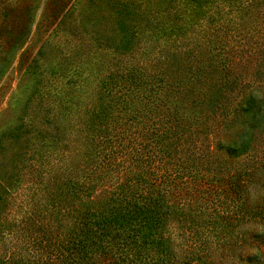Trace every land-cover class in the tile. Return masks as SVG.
Here are the masks:
<instances>
[{"label": "trees", "instance_id": "16d2710c", "mask_svg": "<svg viewBox=\"0 0 264 264\" xmlns=\"http://www.w3.org/2000/svg\"><path fill=\"white\" fill-rule=\"evenodd\" d=\"M205 14L185 12L169 32L148 34L132 62L105 66L93 51L87 89L71 102L47 98L54 116L31 165L44 201L24 224H0V235L25 237L23 252L0 264H227L225 251L264 264V227L250 239L238 231L250 212L264 218V203L248 209L243 199L253 171L227 167L262 153L264 0H221ZM3 24L0 47L17 50L27 16L7 8ZM224 188L230 240L217 233Z\"/></svg>", "mask_w": 264, "mask_h": 264}, {"label": "rangeland", "instance_id": "374dc122", "mask_svg": "<svg viewBox=\"0 0 264 264\" xmlns=\"http://www.w3.org/2000/svg\"><path fill=\"white\" fill-rule=\"evenodd\" d=\"M221 0H0V26L4 25V11L13 10L15 16H27L25 36L17 50L0 47V224H24L29 214L40 206L42 187H38L37 173L31 168L43 153L41 125L48 112L53 115L55 96H73L87 89L91 76L97 75V62L90 57L99 51V58L107 66L116 61L132 62L140 59L149 43L148 34L172 28V19L185 12L210 15ZM197 22V17L196 21ZM6 27V26H5ZM198 27L194 26L193 28ZM26 49L27 58L19 61ZM25 56V57H26ZM35 66H28L30 59ZM97 80V79H96ZM50 95V96H48ZM52 108V109H51ZM55 128V123H49ZM39 131V132H38ZM44 131V130H43ZM50 132V129H49ZM56 136V133L53 138ZM45 144L48 136L44 134ZM262 153L227 159L231 170L248 168L247 189L243 199L247 208L264 203V142ZM67 151V150H66ZM225 158V157H224ZM257 168V169H256ZM219 191L216 198L218 237L233 239L231 195ZM233 195V194H232ZM250 214L238 231L250 239L251 231L264 227L262 214ZM1 227V226H0ZM222 229V231L220 230ZM25 237L7 231L0 235V255L12 249L23 252ZM251 241V240H250ZM225 251V250H224ZM248 244L242 252H252ZM221 253V251H220ZM227 264L238 262L230 253L223 252Z\"/></svg>", "mask_w": 264, "mask_h": 264}]
</instances>
